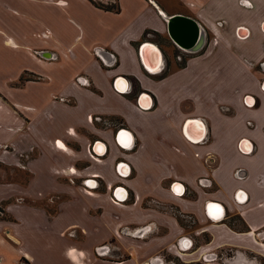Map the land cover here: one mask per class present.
<instances>
[{
    "label": "crops",
    "instance_id": "crops-1",
    "mask_svg": "<svg viewBox=\"0 0 264 264\" xmlns=\"http://www.w3.org/2000/svg\"><path fill=\"white\" fill-rule=\"evenodd\" d=\"M0 165V264H264V0H0Z\"/></svg>",
    "mask_w": 264,
    "mask_h": 264
},
{
    "label": "water",
    "instance_id": "water-1",
    "mask_svg": "<svg viewBox=\"0 0 264 264\" xmlns=\"http://www.w3.org/2000/svg\"><path fill=\"white\" fill-rule=\"evenodd\" d=\"M167 33L171 41L177 47H179L180 49L186 52H198L204 46V42H205L204 31L200 28L197 22L191 18H188L185 16H174L173 18L169 19L167 21ZM147 45L152 46L151 44H147V43L140 46V56H141V59L144 65H145L144 61L146 60V56L143 54L142 49ZM153 62H155V59L153 60ZM161 65H162V62L160 63L159 69L156 71H150L146 66L145 68L149 72H158L161 68ZM142 108L145 109L147 108V106L142 105ZM119 133L124 136L125 135L129 136V133L124 130H120ZM202 138H203V134L200 133L198 135V138L194 141H201ZM127 139H128L127 144H124V143L123 145L121 144L122 148L129 147L130 136L127 137ZM120 201H123V200H120Z\"/></svg>",
    "mask_w": 264,
    "mask_h": 264
},
{
    "label": "bare ground",
    "instance_id": "bare-ground-1",
    "mask_svg": "<svg viewBox=\"0 0 264 264\" xmlns=\"http://www.w3.org/2000/svg\"><path fill=\"white\" fill-rule=\"evenodd\" d=\"M151 51L152 52H155L156 53V57H157V59H156V61L155 62H152V63H148L147 62V56H150V53H151ZM142 52H143V54L146 56V60L144 61L145 62V66L150 70V71H156V70H158L159 69V66H160V63H161V56H160V54H159V51L155 48V47H153V46H145L143 49H142ZM142 105L143 106H149L150 104H149V100L147 99V98H143L142 99ZM127 137H129V136H127V135H125V137L124 138H122V139H119V141L121 142V144L123 145V143L124 144H127ZM97 146V145H96ZM101 146V145H100ZM125 146V145H124ZM96 148V147H95ZM91 184V185H90ZM89 185L90 186H92V185H94L93 183H90ZM117 192H121L122 193V195H123V197L122 198H120L119 200H125L126 199V192L124 191V190H120V191H117ZM117 192H116V197H118L117 196ZM176 192H181V188L180 187H178V186H176ZM216 219H219L221 216H222V212L217 208V211H216ZM212 214V213H211Z\"/></svg>",
    "mask_w": 264,
    "mask_h": 264
},
{
    "label": "rangeland",
    "instance_id": "rangeland-1",
    "mask_svg": "<svg viewBox=\"0 0 264 264\" xmlns=\"http://www.w3.org/2000/svg\"><path fill=\"white\" fill-rule=\"evenodd\" d=\"M182 61V59L180 60V62ZM95 151L96 152H98V153H101L102 151H98L96 148H95ZM0 169H2V170H4V167L3 166H1L0 165ZM18 171H16V170H14V169H10V170H8V171H6V173L5 174H7V178H8V180H10L11 182L12 181H15V180H17V179H19L20 178V176L19 175H17L18 173H17ZM23 177V176H22ZM7 218V216L5 215V213H4V209H3V207L0 205V219H6ZM185 222L186 221H188V220H184ZM189 223H190V221H189ZM185 225H186V223H184ZM206 240H208L207 239V237H202V238H200V240L199 241H201V242H203V241H206ZM120 246L122 247V244H120ZM186 248H184V250H185ZM217 254L219 255H224V257H223V260H218V262L219 263H221V264H223V262L224 261H226V260H228V258L231 256H233V253L230 251V250H228V249H225V250H220V251H218L217 252ZM108 256H110V254L108 255ZM220 257V256H219ZM230 257V258H231ZM210 259V258H209ZM215 259H217V258H215ZM108 260L109 261H112L113 259H111V258H108ZM205 260H207L206 258H205ZM211 260V259H210ZM173 261H174V263L175 264H186V261H184V263L183 262H180V261H178V260H175V259H173ZM173 261H168L166 264H172V262ZM150 262V260H148V261H146V263L145 264H150L149 263ZM153 262V261H152ZM202 262H204V260H201L200 261V263L202 264ZM160 263V262H159ZM158 263V264H159ZM196 263H198V262H196ZM200 263H198V264H200ZM19 264H24L23 262H21V263H19ZM153 264H157V263H154L153 262ZM195 264V263H194ZM205 264H209V263H206L205 262Z\"/></svg>",
    "mask_w": 264,
    "mask_h": 264
},
{
    "label": "flooded vegetation",
    "instance_id": "flooded-vegetation-1",
    "mask_svg": "<svg viewBox=\"0 0 264 264\" xmlns=\"http://www.w3.org/2000/svg\"><path fill=\"white\" fill-rule=\"evenodd\" d=\"M204 35H205V34H204ZM205 40H206V37H205ZM204 43H205V42H204ZM119 132H120V131H119ZM119 132H118V133H119ZM96 149H97L98 151H102V152H103V147L100 146V145H97V146H96ZM123 172L125 173V172H126V169L123 168ZM85 182H89V184H90V183H93L94 186H95V188L98 187V184H96L95 181H93V180H86ZM84 185L86 186V184H84ZM90 185H91V184H90ZM117 188H119V187L114 188V191H113L114 193H116ZM114 193H113V194H114ZM117 196H118V197H117L118 200H119L120 198L123 197V195H122L121 192H117ZM114 198H115V196L113 195V199H114ZM117 199H115V200H117ZM118 200H117V201H118ZM211 215H212V214H211ZM215 215H216V214H215ZM215 215L213 214L214 217H216ZM182 240H183V239H180L179 242L176 244L177 247H178V244L180 243V241L182 242ZM192 246H193L192 243H190L189 246H188V248H187V245L184 244V248H187V250L192 249ZM178 248H179V247H178ZM179 249L181 250V248H179Z\"/></svg>",
    "mask_w": 264,
    "mask_h": 264
},
{
    "label": "built area",
    "instance_id": "built-area-1",
    "mask_svg": "<svg viewBox=\"0 0 264 264\" xmlns=\"http://www.w3.org/2000/svg\"><path fill=\"white\" fill-rule=\"evenodd\" d=\"M45 37V36H44ZM182 50V49H181ZM100 51H102V49H95L94 50V54H97V52H100ZM182 51H184V50H182ZM186 52V51H185ZM53 59H54V57H53ZM73 84L76 86V87H83V86H87V83L86 82H81V78L80 77H77L75 80H74V82H73ZM90 120H91V118H90ZM113 201L115 202V203H118V201L117 200H115V199H113Z\"/></svg>",
    "mask_w": 264,
    "mask_h": 264
},
{
    "label": "trees",
    "instance_id": "trees-1",
    "mask_svg": "<svg viewBox=\"0 0 264 264\" xmlns=\"http://www.w3.org/2000/svg\"><path fill=\"white\" fill-rule=\"evenodd\" d=\"M101 8H103V9H105V10H109V11H114V12H118L119 11V9H118V7L117 8H105V7H101Z\"/></svg>",
    "mask_w": 264,
    "mask_h": 264
}]
</instances>
